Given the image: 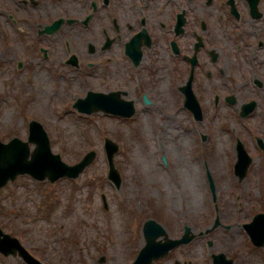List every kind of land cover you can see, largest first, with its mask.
<instances>
[{
	"label": "rangeland",
	"instance_id": "rangeland-1",
	"mask_svg": "<svg viewBox=\"0 0 264 264\" xmlns=\"http://www.w3.org/2000/svg\"><path fill=\"white\" fill-rule=\"evenodd\" d=\"M41 2L35 9L40 16L36 21L64 15L59 3L51 7L50 0ZM4 9H13L19 17L26 13L16 0H0V33L13 34ZM83 45L72 40L73 50ZM0 48L7 50L1 39ZM11 55L8 49L5 58H0V140L7 143L18 137L25 141L28 122L36 120L47 132L52 152L66 164L78 162L90 150L97 156L76 179L50 184L23 176L7 184L0 191V230L4 234L17 238L42 264H131L144 245L143 224L154 219L172 239L181 237L185 227L195 238L152 264H211L209 254L213 252L225 253L234 264H264V247H248L241 228L254 214L264 213V148L255 142V137L264 142L260 109L250 119H240L235 107L222 103L215 112L205 101L202 121H194L186 111L172 121L160 99L164 77L158 75L156 81L150 73L141 72V85L152 103L148 107L138 104L132 121L102 113L79 115L71 104L90 89H127L135 97L126 71H118L123 64H112L106 83L101 82L104 76L99 72V77H87L91 83L86 79L66 84L52 78L53 71L45 66L47 71L40 78L27 80L25 71L17 73L14 61L7 59ZM259 56L264 58V48ZM244 67L248 72L260 69L259 79L264 83V62L251 69ZM251 97L257 95L249 91L242 96ZM105 138L119 146L114 158L120 175L118 189L107 179ZM237 138L253 159L241 180L234 175ZM206 174L215 187V203L205 185ZM103 196L107 210L102 206ZM215 217L221 226H213ZM0 241H4L2 236ZM206 241L212 242L211 248ZM0 264L25 263L0 254Z\"/></svg>",
	"mask_w": 264,
	"mask_h": 264
},
{
	"label": "flooded vegetation",
	"instance_id": "flooded-vegetation-1",
	"mask_svg": "<svg viewBox=\"0 0 264 264\" xmlns=\"http://www.w3.org/2000/svg\"><path fill=\"white\" fill-rule=\"evenodd\" d=\"M16 1L26 14L19 17L13 9H4L6 24L15 30L13 34L3 31L0 39L12 52L7 59L14 61L17 70H25L29 79L41 72V65H49L55 79L88 82L87 77H99L102 72L101 82L106 83L110 67L120 62L124 67L118 71H126L135 97L120 88L99 92H117L137 104L144 96L149 99L141 72L150 73L156 81L159 75L165 79L160 99L173 120L186 110L187 87L203 111L205 101L216 110L233 96L238 110L255 100L256 109L261 107L264 113L261 71L251 69L264 62L259 56L264 48V0H258L257 18L248 0H50L49 6L64 7V15L55 17L64 23L51 34L41 28L55 19L48 14L46 22L36 21L40 16L35 9L42 6L41 0ZM73 39L84 43L80 50L72 49ZM7 50L0 48L1 59ZM126 50L141 52L138 64ZM34 65L36 69L30 67ZM249 91L257 97L242 98Z\"/></svg>",
	"mask_w": 264,
	"mask_h": 264
},
{
	"label": "water",
	"instance_id": "water-1",
	"mask_svg": "<svg viewBox=\"0 0 264 264\" xmlns=\"http://www.w3.org/2000/svg\"><path fill=\"white\" fill-rule=\"evenodd\" d=\"M118 99L117 94H89L85 99H79L75 103V107L79 112L86 114L104 111L105 113H111L122 117H130L133 114L132 106ZM198 118L200 117L198 116ZM28 143L35 145V149L32 152H29ZM105 148L110 166L109 178L118 186L120 184V178L113 165V156L118 151V147L114 142L106 140ZM237 152L238 161L235 165V171L239 178L242 179L247 172L251 159L241 143L238 144ZM94 158L95 152L92 151L77 165L69 167L63 164L59 156L51 154L46 134L41 125L32 122L29 128L28 142L24 143L16 138L8 144H2L0 142V188L9 180L13 181L16 176L23 174H29L38 180L47 177L50 181H54L61 177L74 178L77 177ZM246 227L249 230L253 242L257 244L259 240L264 238V233H259L261 230L260 227L264 228V215H257L253 222ZM142 233L145 245L140 250L134 264H151L153 260L164 257L171 249L180 244L188 243L193 238V235L190 234V229L186 228L181 239L172 240L168 237L165 229L154 220H148L144 224ZM1 235L4 238V241H0V251L3 254L7 255L11 253L15 255L16 252H18L27 264H40L24 251L16 239L4 235L0 231V236ZM259 236L261 237L259 238ZM159 238H162V240H158ZM102 261H104L103 257H101V262Z\"/></svg>",
	"mask_w": 264,
	"mask_h": 264
}]
</instances>
